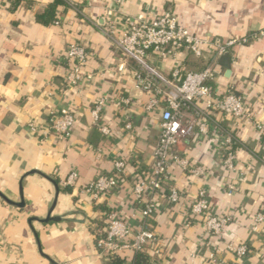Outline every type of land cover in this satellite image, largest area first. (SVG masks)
<instances>
[{"label":"crops","instance_id":"crops-1","mask_svg":"<svg viewBox=\"0 0 264 264\" xmlns=\"http://www.w3.org/2000/svg\"><path fill=\"white\" fill-rule=\"evenodd\" d=\"M53 1L23 0L15 9L12 0H0V192L19 203L22 186L25 201L19 207L0 195V264H51L41 254L39 242L42 251L60 264H104L107 256L97 249L94 233L106 227V214L116 211L133 226L142 221L132 185L152 169L161 109L146 110L150 95L136 87L133 61L127 60L125 70L119 71L122 59L107 30L113 24L119 34L127 16L154 19L164 12L173 13L193 34L217 42L250 37L220 57L183 52L177 60L151 56L148 62L162 76H169L175 67L200 71L215 66L218 74L211 85L219 91L233 86L252 118L214 114L206 134L197 124L194 134L177 144L175 150L202 168L204 175L171 167V181L181 192V201L169 204L166 188L157 193L149 227L158 240L146 252L159 264H216L220 259L264 264V230L260 225V231H254L256 215L264 211V0H74L84 5L85 19L70 8H60V23L43 25L37 16ZM77 41L89 49L84 71L92 77L67 88L71 67L67 48ZM117 94L129 96L133 103L118 105L113 98ZM106 96L102 121L109 126V135L92 118L95 103ZM65 108L76 121L72 136L63 141L49 131L48 122L53 112ZM31 122L40 126L38 132L30 129ZM220 128L232 131L238 140L234 171L224 164ZM120 159L127 168L115 191L98 199L83 192L95 177L111 173ZM34 169L58 184L51 216L60 221L30 222L45 219L56 197L55 184L31 173ZM73 171L78 178L73 186H65L63 181ZM201 189L207 191L218 216L232 218L218 236L208 234L201 219L187 220ZM240 244L250 250L244 259L227 248ZM135 254L124 249L118 255L124 264H132Z\"/></svg>","mask_w":264,"mask_h":264},{"label":"built area","instance_id":"built-area-1","mask_svg":"<svg viewBox=\"0 0 264 264\" xmlns=\"http://www.w3.org/2000/svg\"><path fill=\"white\" fill-rule=\"evenodd\" d=\"M79 17L81 11L74 5L73 0H66ZM83 18V17H82ZM85 19V16L84 18ZM59 24V21L55 22ZM121 33L116 34L113 24L107 30L113 48L121 57L118 69L123 72L126 61H133L137 65L135 71L136 87L149 93L150 100L146 105L147 111L160 108V131L158 142L153 151V165L149 175L144 179L135 181L132 185V194L135 200L141 203L142 221L133 226L130 221L116 211L106 214L105 234L96 237L97 249L106 256L118 255L124 249L145 251L157 243V236L149 227V220L156 208V195L158 192L168 190L167 200L171 205L181 201V192L171 181L170 169L173 165L181 167L186 173L195 176L204 175L202 168L194 167L189 159L180 155L175 148L183 139L194 134L198 124L201 134L208 132V125L213 121L214 114L230 115L238 120H250L252 114L247 109L243 98L233 86L219 91L211 85L217 76L215 66L209 65L200 71H192L175 67L169 76L160 75L148 62L151 56L159 59H175L183 52L202 58L210 52L213 57H220L230 52L235 46L250 41V37H234L225 41H214L209 37H201L190 32L183 26L178 17L171 12H164L157 18L148 19L144 14L125 17ZM67 59L71 63L70 70L65 78L67 88L81 86L92 75L85 73L89 59L87 45L72 42L67 48ZM118 105H130L132 99L125 95H113ZM108 97L98 99L92 110V118L100 131L109 135V126L102 121V113ZM75 115L70 109H61L53 112L48 129L60 140H68L73 134ZM33 132H38L40 126L35 122L29 124ZM127 129L132 128L127 123ZM257 128L262 126L257 124ZM226 148L224 164L228 171L236 168L237 152L235 145L238 140L235 134L225 128H220ZM127 168L124 160H115L111 173L100 174L85 185L83 192L93 199L111 193L119 186L122 176ZM78 172L69 173L63 181L65 186H73L78 178ZM231 191L235 189L230 186ZM201 219L204 221L207 233L218 236L232 221L230 215L218 216L211 207L207 191L201 189L191 204L187 220ZM255 232H259L261 225L264 230V211L257 213ZM227 248L239 259L250 254L246 244L228 245ZM156 254L159 250L155 251ZM215 260V255L211 256ZM216 261V260H215ZM216 264H235L233 261L217 260Z\"/></svg>","mask_w":264,"mask_h":264},{"label":"trees","instance_id":"trees-1","mask_svg":"<svg viewBox=\"0 0 264 264\" xmlns=\"http://www.w3.org/2000/svg\"><path fill=\"white\" fill-rule=\"evenodd\" d=\"M13 6L16 9L18 6L21 5L23 0H12ZM74 5L81 11L82 17L84 18V5L77 3L73 0ZM60 8H62L61 11L71 8V6L67 3L66 0H54L48 8L41 14L37 16V20L43 24V25H50L54 24L56 21H58V12L60 11ZM226 54V53H225ZM228 54V53H227ZM106 227H103L101 230H96L95 238L102 236L105 234ZM94 232V230H93ZM125 260L119 255L115 256H107L105 258L104 264H124ZM132 264H159L156 261H153L151 256L145 251H137L134 259L132 260Z\"/></svg>","mask_w":264,"mask_h":264},{"label":"water","instance_id":"water-1","mask_svg":"<svg viewBox=\"0 0 264 264\" xmlns=\"http://www.w3.org/2000/svg\"><path fill=\"white\" fill-rule=\"evenodd\" d=\"M30 172H31V173H38V174L43 175L44 177H46L47 179H49L50 181H52V182L55 184V187H56V197H55V200H54V202H53V204H52V207H51V209H50V211H49L48 216H47L45 219H37V218H33V219L30 220V222H32L34 219H35V220H38V221H40V222H42V223H49V222H51V221H60V220H61L60 217H52V216H51V213H52V211L54 210V208H55V206H56L57 198H58V195H59V192H60L58 184H57V183H56V182H55L50 176L45 175V174L42 173L41 171H38V170H35V169H34V170L30 171ZM20 192H21V201H20L19 203H13V202L9 201L8 198L5 197V196L3 195L2 192H0V195H1L4 199L8 200L9 203H11V204H15L16 206H19V207H23L24 204H25V201H24V196H23V189H22V186H21V191H20ZM36 237H37V239H38V235H37V233H36ZM38 241H39V240H38ZM39 249H40L41 254H42L44 257H46V258L50 261L51 264H60V263H58L57 261H55L54 259H52L49 255L45 254V253L42 251V248H41L40 242H39Z\"/></svg>","mask_w":264,"mask_h":264}]
</instances>
